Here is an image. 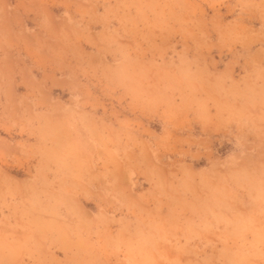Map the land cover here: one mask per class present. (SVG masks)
<instances>
[{
    "label": "rangeland",
    "instance_id": "374dc122",
    "mask_svg": "<svg viewBox=\"0 0 264 264\" xmlns=\"http://www.w3.org/2000/svg\"><path fill=\"white\" fill-rule=\"evenodd\" d=\"M0 264H264V0H0Z\"/></svg>",
    "mask_w": 264,
    "mask_h": 264
}]
</instances>
